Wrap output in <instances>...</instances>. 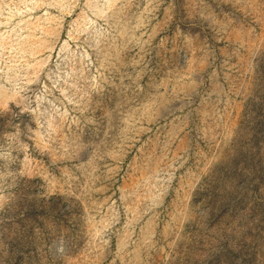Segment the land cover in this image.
<instances>
[{
  "label": "rangeland",
  "instance_id": "374dc122",
  "mask_svg": "<svg viewBox=\"0 0 264 264\" xmlns=\"http://www.w3.org/2000/svg\"><path fill=\"white\" fill-rule=\"evenodd\" d=\"M0 264H264V0H0Z\"/></svg>",
  "mask_w": 264,
  "mask_h": 264
}]
</instances>
